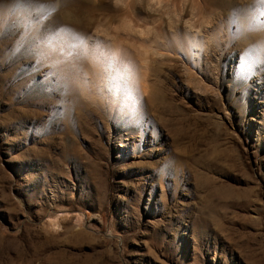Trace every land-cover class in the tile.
<instances>
[{"label": "rangeland", "instance_id": "374dc122", "mask_svg": "<svg viewBox=\"0 0 264 264\" xmlns=\"http://www.w3.org/2000/svg\"><path fill=\"white\" fill-rule=\"evenodd\" d=\"M0 264H264L260 0H0Z\"/></svg>", "mask_w": 264, "mask_h": 264}, {"label": "snow or ice", "instance_id": "6c2138e0", "mask_svg": "<svg viewBox=\"0 0 264 264\" xmlns=\"http://www.w3.org/2000/svg\"><path fill=\"white\" fill-rule=\"evenodd\" d=\"M260 3L264 5V0H260ZM97 54L99 55L100 53L98 52Z\"/></svg>", "mask_w": 264, "mask_h": 264}]
</instances>
